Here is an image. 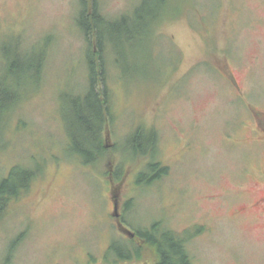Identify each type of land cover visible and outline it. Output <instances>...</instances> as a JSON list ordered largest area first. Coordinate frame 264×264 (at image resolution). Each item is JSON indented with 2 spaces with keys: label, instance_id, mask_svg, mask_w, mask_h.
<instances>
[{
  "label": "rangeland",
  "instance_id": "374dc122",
  "mask_svg": "<svg viewBox=\"0 0 264 264\" xmlns=\"http://www.w3.org/2000/svg\"><path fill=\"white\" fill-rule=\"evenodd\" d=\"M173 1L154 12L173 16L150 31L151 58L141 38L121 42L118 63L105 53L111 152L89 165L66 136V101L86 90V49L95 45L76 24L79 0H0V47L19 39L30 50L41 40L45 52L39 87L7 114L0 137V177L13 165L36 174L0 217V264H123L106 254L111 241L128 240L113 194L130 230L154 221L196 229L185 243L189 264H264V0H193L203 23L193 9L166 7ZM141 2L97 0L108 19ZM137 126L154 128L168 171L147 187L135 184L139 157L110 177Z\"/></svg>",
  "mask_w": 264,
  "mask_h": 264
},
{
  "label": "trees",
  "instance_id": "16d2710c",
  "mask_svg": "<svg viewBox=\"0 0 264 264\" xmlns=\"http://www.w3.org/2000/svg\"><path fill=\"white\" fill-rule=\"evenodd\" d=\"M163 1L166 0H142L134 7L132 14H122L118 19H108L100 14L97 0H79L76 24L86 41L90 39V35L95 37V45L92 49L88 47L86 49V90L83 94L66 101L71 109L66 119L68 123L66 136L69 152L79 157L82 164L94 165L107 158L111 152L105 141L107 137L105 134L108 135L111 126L108 123L109 94L104 82L107 74L105 53L108 52V55L114 57V61L118 63L119 58L122 57L121 42L124 40L131 43L141 38L147 44L145 54L151 58L152 46L147 41L150 31L155 30L162 19L173 16H165L160 12L158 18L153 17L159 2H161L159 5L161 10L165 7ZM192 1L177 0L176 3L173 1L166 7H173L180 13L187 14H189L186 12L188 8L193 9L197 14L198 22L203 23L204 19L199 20L200 12L196 10L197 7ZM17 40L19 39L8 41L0 47V137L7 114L27 94L37 90L42 78L45 52L43 47L38 46L42 41L28 50L19 47ZM111 43L115 47L114 52ZM154 72L156 73V70ZM100 81L103 87L98 89ZM153 129L137 126L127 135L123 145V159L110 174L114 180L122 178L121 164L128 162V156L133 164H136L137 157L146 160L142 163L141 170L135 174L137 186L147 187L157 178L167 174V166L160 164L156 157L157 135ZM35 175L30 168L13 165L5 176L0 177V217L6 210L9 200L24 192ZM130 208L127 203V210ZM132 229L136 231L135 240L110 242L106 254H111L115 262H146L150 253L153 254V258L149 259L150 264H189L190 256L186 251L185 243L197 234L196 229V231L185 229L183 232H177L164 227L158 221L144 228ZM12 248L6 250L7 254L4 258L8 259ZM145 248L149 251L144 252Z\"/></svg>",
  "mask_w": 264,
  "mask_h": 264
},
{
  "label": "flooded vegetation",
  "instance_id": "af4514ba",
  "mask_svg": "<svg viewBox=\"0 0 264 264\" xmlns=\"http://www.w3.org/2000/svg\"><path fill=\"white\" fill-rule=\"evenodd\" d=\"M137 173V172H136ZM111 177V176H110ZM115 182H116V180H115ZM116 193H117V191H115ZM116 195L115 194H113V197H112V207H114L113 205L115 204V206H116V208H114V210L115 209H117L116 211H114V212H117L118 211V208L119 207H121V203L119 204V201H117L116 199H114V197H115ZM113 201H115L114 203H113ZM121 209H122V207H121ZM124 209H125V207H124ZM132 209V208H131ZM131 209H128V211L129 210H131ZM132 213H133V211H132ZM131 213V214H132ZM121 214H119L118 213V216L117 217H115L116 218V224H117V229L119 230L120 229V233H122L123 235H124V237L125 238H127L128 240H135L136 239V237H135V234H136V231L134 230V229H132L131 228V230H130V228L127 226V224H123L122 223V217L120 216ZM128 216H130V214L128 215ZM126 223H128V222H126ZM117 262H120V261H116V263ZM121 262H123V264H128V263H130L131 261H121ZM148 264H150V263H148Z\"/></svg>",
  "mask_w": 264,
  "mask_h": 264
},
{
  "label": "water",
  "instance_id": "95a60500",
  "mask_svg": "<svg viewBox=\"0 0 264 264\" xmlns=\"http://www.w3.org/2000/svg\"><path fill=\"white\" fill-rule=\"evenodd\" d=\"M114 208H116L115 204H114ZM115 215H117V214H115Z\"/></svg>",
  "mask_w": 264,
  "mask_h": 264
}]
</instances>
